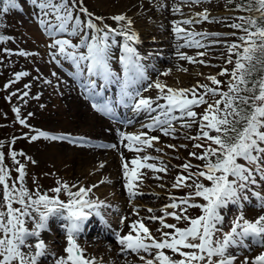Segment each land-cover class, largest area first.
I'll return each mask as SVG.
<instances>
[{"label": "snow or ice", "instance_id": "6c2138e0", "mask_svg": "<svg viewBox=\"0 0 264 264\" xmlns=\"http://www.w3.org/2000/svg\"><path fill=\"white\" fill-rule=\"evenodd\" d=\"M228 2L234 4L236 11L246 14L235 17L238 22L227 25L235 30L229 35L243 33L236 37L239 43L227 45L226 63L233 65L232 70L229 71L225 67L218 73L219 76L229 77L227 91L222 90L223 82L217 79V76L206 77L215 87L198 83L192 88H173L156 80L148 85V88L154 87L158 92L157 97L152 99L143 97L136 87L149 79L146 66L141 63L147 57L140 56L133 46L138 43V35L132 29V21L129 18L125 15L113 16L112 19L120 24V28L116 29L103 24L102 17L89 12L83 0H31L41 14V27L53 38L52 44L49 45L56 50L52 53L53 60L59 55L70 61L75 69L70 75L73 79L86 78L90 94L98 95L99 93L95 92L98 88L106 89L112 84H118L119 99L115 103L131 107L137 113H156L151 116L152 122L143 127L150 131L159 130L165 136L175 132V121H190L182 123L183 128H191L192 123L198 125L197 135L188 138L201 141L194 147L202 151L199 154L192 152L190 156L202 163L183 164L182 168L188 174L178 175L173 183V188L185 187L191 191L179 198L178 202L177 198L170 197L172 202L165 205V209L176 210L166 212L167 217L177 222L185 221L187 226L181 228L177 224L166 223L164 217L150 216L148 219L159 221L161 225V228L157 229L161 232L160 239L152 235L142 220L134 221L129 226L128 234L122 237L117 235L118 243L123 249L137 254L147 253L151 257L140 255L139 259L144 264H234L235 256L228 253L230 248L249 247L248 241L264 248V215L249 221L241 212L233 220L230 230L224 232L223 238H215L216 233L222 231L219 227L224 221L221 209L229 205L242 208V201L249 199L246 193L250 192L255 196L264 208V195L256 191V187H264V184L260 183L264 181V0ZM2 3V11L5 13L17 7V0H2ZM191 3L198 4L201 0H191ZM173 11L180 12V9L174 7ZM81 14L86 19H81ZM197 15L200 19H185L173 23L172 31L177 39L185 41L180 47L204 48L206 45L195 39L196 36L206 39L209 35H219L188 32L180 26L201 21L214 22L206 11ZM45 17H53L55 24L44 19ZM65 33L73 37L79 36L80 43L74 44L70 39L57 38V34ZM117 37H120L122 42ZM2 39L3 37H0V40ZM117 45L121 49L119 63L122 66V75L113 71L111 65L112 49ZM177 54L179 59L189 63L205 64V61L196 60L180 53L179 50ZM18 55L30 54L19 52ZM198 55L204 56L206 53L200 52ZM56 63L59 64L60 61L56 60ZM169 74L170 70L160 73L163 76ZM26 75L28 74L21 72L17 74L16 80ZM27 95L25 92L24 96ZM202 105L207 107L202 114H198L194 109ZM92 107L109 117L115 114L111 101L102 105L93 103ZM13 111L19 117L20 109L15 108ZM19 122L25 124L23 119ZM119 135L122 140L127 141L124 146L128 151L135 153H141L145 148H153L154 142L159 141V137L149 136L145 132H120ZM40 137L54 141L67 139L65 136H50L39 132L32 136L31 140L35 141ZM168 147L175 148L174 145ZM155 151L160 152L161 149L157 148ZM10 155L18 165V176L15 180L5 167V156L0 152V264H41L49 257H52L54 264H95L94 260L85 258L83 250L77 244V236L92 216L98 217L101 223H106L100 209L110 205L90 197L92 189L97 185L70 187L67 183L57 181L59 186L50 189L53 195L39 190L30 191L24 183V165L16 160V156L23 153L12 152ZM156 159L158 158L149 155H137L131 161H122L126 181L124 187L129 198L138 194L136 189L139 187L138 181L142 182L141 169L167 173L166 166L157 167L154 163H147ZM193 167L197 171H190ZM71 188L77 190L72 191ZM61 193L67 195V201L60 199ZM196 199L203 203H195ZM189 208H199L202 214L195 218L190 217L187 215ZM148 211L152 212V209ZM136 214L138 215V212ZM53 216H59L66 221L67 246L64 248L65 255L60 257L49 252L45 241L40 238ZM125 219L121 218V224ZM29 221L33 225L31 229L27 226ZM32 240L34 243L30 242ZM165 250H169L179 259L166 254ZM243 264H264V251L251 261L246 257Z\"/></svg>", "mask_w": 264, "mask_h": 264}, {"label": "rangeland", "instance_id": "374dc122", "mask_svg": "<svg viewBox=\"0 0 264 264\" xmlns=\"http://www.w3.org/2000/svg\"><path fill=\"white\" fill-rule=\"evenodd\" d=\"M142 1L148 2L150 6L159 3L163 7L158 6L160 8L156 9V12L154 11V17L151 15V17L142 18L136 15L138 13L136 10L129 7L131 2L129 0H83V4L89 12L103 18V24L119 29L120 24L116 23L112 17L125 15L132 21V29L135 31L138 28L140 31V33L138 32V43L133 46L140 56L147 57L141 63L146 66V74L149 77L147 81L136 86L141 91V95L145 98L155 99L158 92L154 87L148 88V85L156 80L173 88H192L198 83L215 87L206 79L208 76H217V79L223 82L222 90L227 91L226 85L229 77L218 75L225 67L229 71L233 68V65L227 64L226 61L228 57L227 45L232 43V35L229 34L234 30L227 25L237 22L235 17L243 15V13L232 8L228 0H201V3L198 4L191 3V0H187V2L184 0H140L138 3L140 4ZM164 6H166L165 13L167 14L161 12ZM174 7H179L180 12H174ZM205 11L214 22L201 21L180 26L188 32L219 35H209L206 39L196 36L195 39L206 45L204 48L180 47L185 41L177 39L176 34L172 31L173 23L190 19L191 16H193L191 19H200L197 14ZM9 12L13 21L8 23L9 27L6 28V31L13 44L7 40L0 48V92L5 101V103L3 101L0 103V122L4 121L0 123V128H5L4 135H2V140L5 139L4 147L7 143V148L10 151L18 154L23 153V155H18L16 160L24 165V183L30 191L39 190L42 193L53 195L50 189L59 186L57 181L67 183L70 187L72 185H77V187L97 185L92 189L90 197L103 201L110 207L100 209L106 223L97 226L90 236L92 238L84 239L83 236H79L80 238L77 239V244L83 250L86 259L94 260L95 264H144L139 256L151 257L147 253L137 254L123 249L118 243L117 236L113 233L122 237L129 233V226L134 221L142 220L152 235L160 239L161 232H158L157 229L161 228V225L159 221L148 219L150 216L164 217L166 223L177 224L181 228L187 226L185 221L177 222L171 217H167L166 212L176 210L165 209V205L172 202L170 197L177 198L178 202L179 198L188 195L191 191L185 187L173 188V183L178 175L188 174L183 170V164L198 165L202 163L190 156L192 152L199 154L202 151V149L194 147L201 141L188 138L197 135L198 125L192 123L191 128H183L181 124L190 121L178 120L173 123L175 132L169 136L163 135L159 130L150 131L143 125L151 123V116L156 113H151V115L143 111L137 113L131 107L116 104L115 102L119 99V86L112 84L106 89L98 88L95 91L106 99L110 97L111 93L115 111L113 116L118 118L120 113L123 118L126 116V122L130 123L125 127H122V124H115V118L106 116L92 107L93 103L102 105V102L91 101L89 92L83 93L84 89L83 92L80 91L73 84V79L68 76L70 74L64 73L62 67L66 68L67 72H75L70 61L64 60L59 55L56 56V60L61 59L59 64L53 60L52 53L56 50L49 47L53 38L49 37L44 27H41V14L31 3V0H17V7L10 9ZM44 19L55 24L53 17ZM81 19H86V17L81 14ZM240 34L236 32V35ZM171 36H173L172 40H170ZM57 38L70 39L74 44L80 43L79 36L73 37L69 33L57 34ZM117 39L122 42L120 37ZM213 41L218 42L212 43ZM177 50L196 60H203L205 64L181 60ZM19 52L30 55L21 56L18 55ZM200 52H205L206 55H198ZM112 53L113 71L122 75L123 70L119 63L121 53L119 45L112 49ZM150 53L151 55H149ZM233 59L235 58L233 57ZM166 70H170L168 76L160 75ZM21 72L28 75L16 80L17 74ZM85 80L86 78L81 79V82H85ZM198 91L202 92L203 90L198 89ZM25 92L28 93L27 96H24ZM160 102L163 103V101ZM206 107V105H202L194 110L198 114H202ZM15 108L20 109L19 117L13 111ZM134 112L141 117L136 120L129 119ZM20 119H23L25 124H21ZM102 120L111 127H119V129H113L114 132L105 131L104 124L98 123ZM39 132H45L50 136H65L67 139L54 141L40 137L32 141L31 137ZM120 132L126 134L145 132L149 136L159 137V141L154 142L153 148H145L141 153L130 152L124 146L127 141L122 140ZM77 138H83V140ZM112 145L115 147H111ZM168 145H174L175 148H170ZM157 148L161 151H155ZM137 155L157 157L158 159L149 160L147 163H154L157 167L166 166L168 170L167 173H157L146 168L141 169L142 182L138 181L139 187L136 189L138 194L129 198L124 187L126 181L122 161H131ZM4 164L7 165L5 167L15 180L18 176L16 172L18 165L13 161L10 153L9 157L4 160ZM129 167L131 168V165ZM190 171L195 172L197 169L193 167ZM260 183L264 184V181ZM71 190L76 191L77 188H71ZM256 191L264 195V187H256ZM246 194L249 199L242 201V208L237 205H229L227 208L221 209L224 221L219 226L222 231L216 233V239L223 238L224 232L230 230L233 220L241 212L244 218L249 221H254L264 215V208L260 206V201L250 192ZM60 199L67 201L68 197L61 193ZM194 202L203 203L200 199H196ZM148 209H152V212H149ZM201 214L199 208H189L187 211V215L193 218ZM122 217L126 218L123 224L120 222ZM89 221L94 222L93 219H89ZM95 223L97 222L95 221ZM65 224L66 221L59 216L51 217L47 230L43 231L44 234L40 237L45 241L48 251L54 253L56 257L65 255L64 248L67 246ZM27 226L32 228L31 221ZM89 227L88 224L84 226V231L87 232ZM163 231L171 230L163 229ZM247 243H249V247H234L233 251L228 252L235 256L234 264H243L246 257L251 261L262 252L260 250L264 251V248L253 246L250 241ZM91 244L92 246H90ZM25 251L27 250L25 249ZM165 252L168 255H173L175 259H179L169 250H165ZM41 264H54V262L52 257H49Z\"/></svg>", "mask_w": 264, "mask_h": 264}, {"label": "bare ground", "instance_id": "6f19581e", "mask_svg": "<svg viewBox=\"0 0 264 264\" xmlns=\"http://www.w3.org/2000/svg\"><path fill=\"white\" fill-rule=\"evenodd\" d=\"M129 1H131L130 2V4H129V7L133 10H136L138 13L136 14L137 16H141L142 18L144 17H151V15L153 16V15H155L154 14V11L156 12V9H159L160 7L162 8L163 7V5L161 6L159 3V5L158 4H156V5H154V6H150V4L147 2H141L140 4L138 3V1H140V0H129ZM133 1H135V2H133ZM151 3V2H150ZM152 5V4H151ZM158 6H160V7H158ZM123 10V9H122ZM130 11V10H129ZM165 11H166V6H164V8H163V10L161 11L162 12V14H167V13H165ZM159 12H160V10H159ZM127 14V13H126ZM133 14V13H132ZM130 16V15H129ZM154 17V16H153ZM191 18H193V16H191L190 17V19ZM135 32L137 33V35H138V32L140 33V31L138 30V28L137 29H135ZM168 37V36H167ZM173 36H171L170 37V40H172L173 38H172ZM169 39V38H168ZM170 69V68H169ZM171 70V69H170ZM187 71V70H186ZM116 87H117V85H115ZM110 89V88H109ZM116 89V88H115ZM74 93H76V92H74ZM121 108V107H120ZM95 115V114H94ZM134 115V114H133ZM132 115V116H133ZM95 116H97V115H95ZM143 116H144V114H143ZM100 119V118H99ZM101 120V119H100ZM100 122H102V124H104V126H105V131H107L108 130V132H110V131H115V130H113V129H119V127L118 128H116V127H111L106 121H99L98 123H100ZM124 126V124H122V127ZM122 127H120V128H122ZM90 219H93V221L94 222H92L91 223V221H87L86 223H85V225L84 226H87V224L88 225H90V227H89V229H88V231L87 232H85L82 236H83V238L84 239H88L87 237H89V238H92V237H90L91 235H92V233L96 230V228H97V225H96V223H95V220H94V218L93 217H90ZM254 220V219H253ZM42 234H44L43 233V231H42V233H41V236H42ZM81 235V234H80ZM94 236V235H93ZM80 237L78 236V238L77 239H79ZM92 241V240H91ZM33 243H34V241H33ZM87 243V242H86ZM79 245V244H78ZM94 245V244H93ZM97 245V244H96ZM90 246H92V244L90 245ZM259 247V246H258ZM231 251H233V248H230L229 250H228V252H231ZM260 251H263V250H260ZM259 251V252H260ZM254 256V255H253ZM251 257V256H250Z\"/></svg>", "mask_w": 264, "mask_h": 264}, {"label": "trees", "instance_id": "16d2710c", "mask_svg": "<svg viewBox=\"0 0 264 264\" xmlns=\"http://www.w3.org/2000/svg\"><path fill=\"white\" fill-rule=\"evenodd\" d=\"M236 2L238 3L239 0H236ZM231 7L234 8V4H231ZM2 8H3V3H2V0H0V37H3V39L0 40V48H1L2 44L4 42H6L7 40H9V43H12L10 37L8 38L9 35L7 34L6 28L9 27V24L8 23L10 21H13V20L11 18L10 12L8 11V12L5 13V12L2 11ZM244 14H246V13H243V15ZM239 33H241V32H239ZM242 34L243 33H241L240 35H242ZM237 36H239V35H236V36H232L231 37L232 38V40H231L232 43L233 42L239 43V41L236 39ZM0 55H1V53H0ZM2 95L3 94L0 92V103L2 101H3V103H5L4 98L2 97ZM3 122L4 121H1L0 123H3ZM6 122H8V121L6 120ZM4 129H5L4 127L0 128V141H1V143H0V152H2L4 154L5 159H6V158L9 157V153H11L12 151H10L7 148V143H5V147H4L5 139L2 140V137H3L2 135H4V132H3ZM16 157H18V155ZM5 166H7V165L5 164ZM10 170L12 171V168H10Z\"/></svg>", "mask_w": 264, "mask_h": 264}]
</instances>
